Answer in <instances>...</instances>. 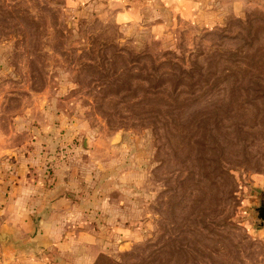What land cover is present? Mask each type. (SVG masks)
I'll return each instance as SVG.
<instances>
[{
    "label": "rangeland",
    "instance_id": "obj_1",
    "mask_svg": "<svg viewBox=\"0 0 264 264\" xmlns=\"http://www.w3.org/2000/svg\"><path fill=\"white\" fill-rule=\"evenodd\" d=\"M0 180L6 264H264V0H0Z\"/></svg>",
    "mask_w": 264,
    "mask_h": 264
},
{
    "label": "crops",
    "instance_id": "obj_2",
    "mask_svg": "<svg viewBox=\"0 0 264 264\" xmlns=\"http://www.w3.org/2000/svg\"><path fill=\"white\" fill-rule=\"evenodd\" d=\"M1 183H2V181L0 180V188H1ZM52 208L59 211L58 213H62V215L64 217V215L66 213V200H65V198L56 199L54 202H52ZM49 219H52V218L49 217ZM39 238L42 242H47V241L51 242V238L48 237V235L46 233L45 234L43 233L42 235H40ZM6 261H7L6 258L0 256V264H6Z\"/></svg>",
    "mask_w": 264,
    "mask_h": 264
},
{
    "label": "water",
    "instance_id": "obj_3",
    "mask_svg": "<svg viewBox=\"0 0 264 264\" xmlns=\"http://www.w3.org/2000/svg\"><path fill=\"white\" fill-rule=\"evenodd\" d=\"M257 212L262 215V220H264V205L261 206L260 208L257 209ZM0 240L3 244H8L11 242V238L9 235H7L6 233H1L0 234Z\"/></svg>",
    "mask_w": 264,
    "mask_h": 264
}]
</instances>
